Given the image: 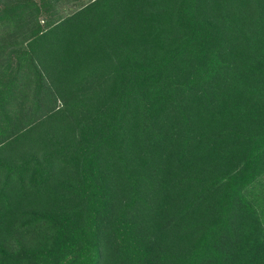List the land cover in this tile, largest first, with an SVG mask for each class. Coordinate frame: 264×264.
I'll list each match as a JSON object with an SVG mask.
<instances>
[{
	"label": "trees",
	"instance_id": "obj_1",
	"mask_svg": "<svg viewBox=\"0 0 264 264\" xmlns=\"http://www.w3.org/2000/svg\"><path fill=\"white\" fill-rule=\"evenodd\" d=\"M0 0V264H264V0Z\"/></svg>",
	"mask_w": 264,
	"mask_h": 264
},
{
	"label": "rangeland",
	"instance_id": "obj_2",
	"mask_svg": "<svg viewBox=\"0 0 264 264\" xmlns=\"http://www.w3.org/2000/svg\"><path fill=\"white\" fill-rule=\"evenodd\" d=\"M71 7H72L71 3H69L68 0L65 1V4L62 7L64 8L62 10L63 13L68 14L72 12L74 8L71 9ZM247 194L250 199H256L257 201L256 203L260 208V212H261V220L264 225V177L254 187L250 188Z\"/></svg>",
	"mask_w": 264,
	"mask_h": 264
}]
</instances>
